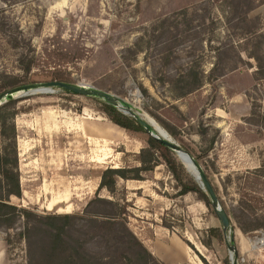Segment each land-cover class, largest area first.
I'll use <instances>...</instances> for the list:
<instances>
[{
  "label": "rangeland",
  "instance_id": "obj_1",
  "mask_svg": "<svg viewBox=\"0 0 264 264\" xmlns=\"http://www.w3.org/2000/svg\"><path fill=\"white\" fill-rule=\"evenodd\" d=\"M188 71L202 73L204 85L180 96ZM51 80L106 90L166 129L207 173L231 228L225 234L200 193H183L182 183L203 188L177 152L182 183L149 133L114 123L100 99L55 88L19 95L0 112L9 115L0 117L7 134L18 112L22 195L8 199L37 216L76 218L59 249L40 232L29 246L24 219L0 227L1 264H166L143 248L158 226L166 233L159 238L178 236L176 254L186 244L185 264H232V236L239 264H264V251L243 257L236 239L264 233V0H0V94ZM1 148L13 152L0 137ZM142 159L152 167L142 179L99 189L106 168L144 166ZM92 214L126 217L143 246Z\"/></svg>",
  "mask_w": 264,
  "mask_h": 264
},
{
  "label": "trees",
  "instance_id": "obj_2",
  "mask_svg": "<svg viewBox=\"0 0 264 264\" xmlns=\"http://www.w3.org/2000/svg\"><path fill=\"white\" fill-rule=\"evenodd\" d=\"M223 75V74H221ZM220 75V76H221ZM181 82L185 84L183 88H180V96H184L188 93H191L204 85V76L202 73L188 71L182 74ZM65 91V90H64ZM69 92V91H66ZM94 98V97H92ZM98 99V98H97ZM101 100V99H100ZM104 103V111L109 115L111 120L118 124L119 126L132 131L148 133L145 127L133 116L125 114L119 110L113 104H110L104 100H101ZM10 107V102H7L0 106V112L5 111ZM18 112L10 113V122L12 124L11 134H7L6 130L2 129L0 132V137L2 142L9 143L13 152H6L4 148L0 149V227H6L8 231L15 229V225L18 219H24V230L21 232V237L25 238L28 245L31 246L33 241V232L43 233L45 237H48L51 243L54 245L55 249H59L61 245H64L65 235L67 234V229L71 225V222L75 215L71 214H52L47 216H37L26 208L16 206L9 202L8 197L10 195L21 196L22 189L20 184L19 172H18V143H17V127H16V117ZM9 115H0L3 119L2 121L6 123ZM148 143L152 148H163L166 151V154L163 155L167 165L170 170L173 172L175 177L182 183L180 177V170H182V165L177 161L173 156L172 150L166 145L159 142L157 139L148 135ZM142 163L145 165L137 166L132 168L126 167H108L106 168L101 175V182L99 189L107 188L110 192H114L117 186L118 178L125 179H142L141 172L151 170L152 167H146L145 160L142 159ZM132 172L133 176H129V173ZM183 193L188 191H196L200 193V198L210 206L211 200L207 193L201 189L198 185L194 184L193 186H188L183 184ZM6 194V196H5ZM9 195V196H8ZM98 201H103L102 198H97ZM106 202H109L106 200ZM109 203H112L109 202ZM89 205V204H88ZM103 219L104 224L115 225L121 224L129 235L135 237L138 240L137 236L129 229L128 220L126 217L122 216L119 218L114 215H105V214H92L90 215V220L95 222L98 219ZM141 246L142 243H141ZM59 247V248H57ZM143 248L153 255L147 248ZM79 254V252H77ZM66 258H71L73 260L74 256L72 254L67 255ZM225 264H230L228 260L224 261ZM68 264H76L73 261L68 262Z\"/></svg>",
  "mask_w": 264,
  "mask_h": 264
},
{
  "label": "water",
  "instance_id": "obj_3",
  "mask_svg": "<svg viewBox=\"0 0 264 264\" xmlns=\"http://www.w3.org/2000/svg\"><path fill=\"white\" fill-rule=\"evenodd\" d=\"M55 88H59L76 94H82V95L98 98L110 104H113L116 107H119V109L123 110L124 113L130 114L131 116L136 118L145 127L147 132L152 137L157 139L162 144L166 145L171 150L177 152L180 158L190 161L192 167L195 168L198 173L196 178L200 181L201 187L205 190V192L207 193V195L211 200L212 205L214 206L216 214L222 223L225 234H228V231L231 228L230 216L228 215V212L220 202L218 194L212 182L210 181V178L208 177L207 173L204 171L198 160L188 150L184 149L180 144H178L169 135L168 132H166V134L162 133L160 130L152 126V124L148 120L143 118L140 112L133 111L131 105L128 102H126V100L88 83H84V82L73 83V82H67L61 80H51L45 82H33V83L23 84L21 86L12 88L5 93L0 94V106L19 95H23L31 92H54ZM126 109H128V111ZM228 247L230 250L232 264H239L236 246L234 245V236H232L231 243H229Z\"/></svg>",
  "mask_w": 264,
  "mask_h": 264
},
{
  "label": "crops",
  "instance_id": "obj_4",
  "mask_svg": "<svg viewBox=\"0 0 264 264\" xmlns=\"http://www.w3.org/2000/svg\"><path fill=\"white\" fill-rule=\"evenodd\" d=\"M129 180V179H127ZM62 197L56 196L52 199L50 202V208L58 204ZM70 206V205H69ZM159 228V226L152 231V234H145L143 238V243L146 245V247L149 249V251L159 260L163 261L166 264H185L189 261L190 252L188 250V247L186 244L181 241L179 250H177V254L173 251V239L178 237L174 232H170L169 240L167 239H161L159 236V232L166 235L165 232H162V230ZM237 239V250L238 252L245 257L244 254L247 253L249 257L256 252L257 250L253 248L252 246V239L247 236H236ZM3 257L2 252L0 251V264H1V258ZM246 260V259H245Z\"/></svg>",
  "mask_w": 264,
  "mask_h": 264
},
{
  "label": "built area",
  "instance_id": "obj_5",
  "mask_svg": "<svg viewBox=\"0 0 264 264\" xmlns=\"http://www.w3.org/2000/svg\"><path fill=\"white\" fill-rule=\"evenodd\" d=\"M252 246L256 250H262L264 251V233H260L259 235H256L252 240ZM244 261L245 259L242 258Z\"/></svg>",
  "mask_w": 264,
  "mask_h": 264
},
{
  "label": "bare ground",
  "instance_id": "obj_6",
  "mask_svg": "<svg viewBox=\"0 0 264 264\" xmlns=\"http://www.w3.org/2000/svg\"><path fill=\"white\" fill-rule=\"evenodd\" d=\"M126 110L128 111V109H126ZM147 120L152 124V126H154V122H151V120L148 119V118H147ZM154 127H155V126H154ZM155 128L158 129V130H160V131H161L162 133H164V134H166V132H167L166 129H164L162 126H161V129H160L159 127H155ZM180 159H181L182 162L188 167V169H189L192 173L195 174V176L198 175L196 169L192 167V164H191L190 161H188V160H186V159H182V158H180Z\"/></svg>",
  "mask_w": 264,
  "mask_h": 264
}]
</instances>
